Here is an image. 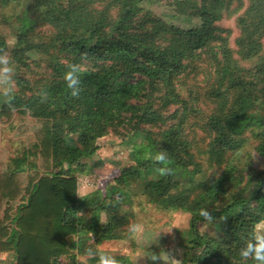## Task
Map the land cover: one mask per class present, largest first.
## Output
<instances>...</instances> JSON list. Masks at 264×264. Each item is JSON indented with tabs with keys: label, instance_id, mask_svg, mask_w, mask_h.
<instances>
[{
	"label": "trees",
	"instance_id": "obj_1",
	"mask_svg": "<svg viewBox=\"0 0 264 264\" xmlns=\"http://www.w3.org/2000/svg\"><path fill=\"white\" fill-rule=\"evenodd\" d=\"M10 1L0 0V9ZM21 1L31 5V12L38 11L51 31L41 34V22L32 24L36 20L29 18L26 7L17 19L14 47L7 50L6 39L0 37V50L20 65L28 63L23 54L27 50L38 49L45 56L50 50L63 51L67 63L84 68L78 73V97L63 79L66 63L57 71L62 73L57 87L45 86L55 98L42 102L38 93L23 91L0 106V124L10 120L13 108L34 115L33 124L18 128L20 133L31 131L37 145L36 165L31 164L29 172L21 164L24 153L6 163L0 150V254L11 252L12 264H77L87 247L85 233L95 235V230L83 228L80 218L92 203L78 196L76 177L68 170L77 148L64 143L62 136L82 130L85 141L102 137L99 121L121 119L129 112L132 122L120 141L127 165L112 181L140 175L145 163L160 167L143 155L166 150L173 173L159 176L155 170L145 189L164 207L189 213L191 260L254 264L243 261L239 250L252 226L264 220V173L230 167L197 182L192 172L202 170L196 160L200 147L220 167L225 154L235 153L249 140L264 158V0ZM0 18L7 22L3 13ZM228 19L232 25L223 23ZM252 58L251 67L240 65ZM134 75L137 79L129 81ZM15 83L19 89L25 86L19 78ZM160 88L165 103L180 102L173 114L177 118L159 131L142 128L163 118V108L151 105L154 90ZM184 94L193 106L187 107ZM139 96L143 100L133 106L130 100ZM52 116L59 121L53 122ZM180 173L189 174L190 180L179 182ZM107 199L104 202V195L97 202L98 210L117 207L119 197ZM201 208L214 209L211 221L199 216ZM202 223L207 233L199 229ZM109 229L105 226L97 235L113 238Z\"/></svg>",
	"mask_w": 264,
	"mask_h": 264
},
{
	"label": "rangeland",
	"instance_id": "obj_2",
	"mask_svg": "<svg viewBox=\"0 0 264 264\" xmlns=\"http://www.w3.org/2000/svg\"><path fill=\"white\" fill-rule=\"evenodd\" d=\"M7 5L8 7L4 10L0 9V14L3 13L5 18H7V22H4L0 18V37L6 39L7 50L11 49L8 47V41L15 40L17 34V30L15 29L18 27V16L20 17L21 11L26 7L29 18L32 21L36 20L32 24L36 25L41 22L39 24L41 26V34L51 31V27L48 24H44L38 11L31 12V5H28L27 2L11 0ZM166 12L171 13L170 10ZM223 23L225 25H232V20H223ZM44 49L47 50V47L45 46ZM49 52V56H45V53L40 52L38 49L27 50L23 54L27 57L28 63L25 65L14 63L16 69L15 82L19 78L23 80L25 85L24 88L19 89L15 83V95L23 91L26 95L29 93L37 94L38 90L41 89L47 91V88L50 87L46 88L45 86L54 85V88L57 87V84L61 81L62 74L57 73V71L59 70L60 64L69 62V58H65L68 55L66 53L64 54L63 51L50 50ZM254 63L255 59L252 58L240 62V65L249 68ZM79 67L84 68L82 65H79ZM137 77V75H134L129 81L134 82ZM145 86L147 85L145 84ZM179 87L178 89L175 88V90L177 93L182 94L179 91ZM48 92H51L49 96H52L49 99L55 98L53 90L49 89ZM164 95L163 89L154 90L151 100L152 107L160 109L159 106H161L163 108L161 110L162 120L155 122L153 126L143 124L142 128L159 131L168 127L177 118L173 114L180 110V102L165 103L166 97ZM184 95H182V98H184ZM185 96V103L188 104L187 107L193 106L192 102H189L187 95ZM141 100L143 98L139 96L138 98L131 99L130 103L136 106ZM4 103V100L0 98V106ZM71 110L69 109V112ZM11 112L12 116L10 120L4 124H0V150H3L2 155L6 163L18 157L19 154L24 153V159L21 164L24 172H29L33 170L32 165H36L37 145L31 131L25 130L20 133L19 131L21 129L18 126L21 124H33L34 115L27 110L21 111L16 108H13ZM128 116L129 112L122 114L121 119H115L110 122L99 121L97 127H103L104 130L101 135L102 137L97 138L94 136L93 139L85 141L82 138L84 134L82 130L69 133L66 137L65 135L62 136L64 143H69V145L77 148L78 155L75 161L70 164L68 170L71 175L76 177L78 196H82L81 198L92 203L81 211L80 218H83V221L81 220L83 228H88L92 231L95 230V235L93 234L95 242H92L89 236L90 231H87L83 237V243L87 247H100L110 252L115 255L120 261V264H198L196 261L191 260L190 248L194 247L188 241L190 235L189 213L178 207H175V209H169L171 206L164 207V205L155 201L156 195H152L153 197L150 196L145 189L148 179L155 177L154 171L156 167L153 163L143 164L140 169L142 172L140 175L130 177L126 181L120 180V182L115 183L112 181V178H116L120 170L127 165L125 146L120 141L123 140V137L127 136L126 132L132 122V118ZM49 118L53 122L59 121V119L53 116ZM61 125L64 128L66 123L64 122ZM204 148L207 149L206 146ZM196 160L200 162L202 168L195 175L192 172V180L194 178V181L197 182L201 180L205 181L208 177L215 176L222 172V170H227L230 167L242 169L244 172L253 175L264 173L262 172L264 170V158L255 153L250 140L243 144L235 153L225 154V158L223 159L225 163L221 167L217 163L209 160L208 155L203 153L201 147L200 154L196 155ZM56 168L54 166L52 170H56ZM184 177H188L189 179V174L180 173L178 181H185ZM106 189L109 190L108 193ZM104 195V202L108 200V195L113 199L119 197L117 200L118 205L114 210L110 212L109 209L105 208L99 209L100 211L98 210L97 202ZM93 202H95L96 207L92 209ZM131 222L145 224L148 231L145 234L144 242L129 238L126 229L127 225ZM105 226L111 228L108 232H110L109 234L113 238L103 239L97 235L98 231L100 234L101 232L104 233L102 228ZM170 229V232H160L157 236L159 231H167ZM199 229L207 233L209 228H207L205 223H202ZM99 238L100 240H98ZM84 250L82 255H78L77 264H80ZM137 254L142 258H138L137 260ZM154 254L157 255V259L152 261L148 257ZM11 261V252L0 254V264H12ZM94 261L88 260L87 264H96Z\"/></svg>",
	"mask_w": 264,
	"mask_h": 264
},
{
	"label": "clouds",
	"instance_id": "obj_3",
	"mask_svg": "<svg viewBox=\"0 0 264 264\" xmlns=\"http://www.w3.org/2000/svg\"><path fill=\"white\" fill-rule=\"evenodd\" d=\"M14 45V39L8 41L9 48ZM66 68L67 71L63 74L66 87L71 90L72 96L78 97L82 91V88L80 87L81 81L78 75L81 69L79 65L75 63H67ZM15 79L16 69L13 58L8 51L0 50V98H2L5 103H11V101L15 98ZM38 95L40 96L42 102L46 101L49 96L48 92L44 89H41L38 92ZM145 158L152 159L154 162L161 165L156 168V173L159 176L171 175L173 173V170L167 166L168 156L166 150L161 149L154 155L149 152L145 155ZM213 210L214 209L211 208H201L198 214L205 220L211 221ZM171 229L167 231H159L157 236L160 232H170ZM126 231L130 239L144 242L145 234L148 229L143 223L131 222L127 225ZM89 236L91 237L92 242H95L92 232L89 233ZM239 256L243 261L252 260L254 264H264V220L257 221L252 226L249 238L246 240L244 246L239 250ZM138 258L142 257L137 254V260ZM148 258L155 261L157 259V255L154 254ZM88 260H95L96 264H120V261L115 257V255L100 247L89 246L85 248L80 264H87Z\"/></svg>",
	"mask_w": 264,
	"mask_h": 264
}]
</instances>
